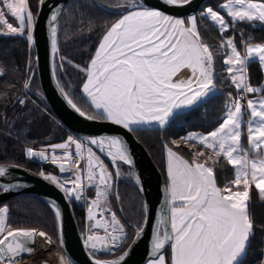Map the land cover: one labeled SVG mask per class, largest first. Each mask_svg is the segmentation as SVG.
<instances>
[{
    "label": "snow or ice",
    "instance_id": "obj_1",
    "mask_svg": "<svg viewBox=\"0 0 264 264\" xmlns=\"http://www.w3.org/2000/svg\"><path fill=\"white\" fill-rule=\"evenodd\" d=\"M191 2L157 0L164 6H186ZM44 3L46 0H38V14ZM0 4L6 5L8 13L18 24L13 26L9 23L5 11L0 9V28L6 26L7 29L0 35L22 37L30 47L36 45L38 14L34 15L30 10L29 0H0ZM101 7L108 10L104 5ZM121 7L120 18L111 23L89 66L81 70L87 76L83 93L97 115L129 131L155 126L163 128L180 111L219 91L215 83L218 74L214 71V53L200 36L198 19L210 20L221 33L234 28L237 22L264 25V0H227L219 5L222 10L226 9L231 23L221 11L212 7L204 9L199 16H189L187 22L166 14L153 0H125ZM63 12L64 5H58L48 19L53 57L60 51L58 31ZM240 37L243 54L234 36L226 37L220 44L221 51L225 53L223 63L227 66V79L239 95L233 97L228 94L224 117L214 130L181 137L185 142L199 143L209 150V154L194 152V159L189 162L172 149L168 150V198L166 206L160 210V225L151 241L154 258L150 264H168L162 254L166 245L171 248V264H243L247 248L255 236L250 190L254 185L264 200V89L248 82L247 68L252 63H259L264 70V42L251 43L253 37L245 40L243 33ZM33 60L38 62V57H30L26 66L28 76L23 85L26 90H31L36 75ZM62 67L63 58L59 64H53L54 74ZM184 68L191 71V77L174 80ZM0 75H3V69H0ZM57 83H60L59 79ZM60 91L77 113L86 115L63 87ZM250 93L259 95L246 99ZM245 99L246 103H242ZM16 102L26 104L23 98H17ZM87 119L94 117L88 115ZM245 130L248 147L241 142ZM85 139L99 151H106L113 164H133L129 148L120 137ZM72 144L75 145V157L69 150ZM57 149L65 150L62 156L56 155ZM26 155L50 161L58 165L61 173H70L67 177L44 172L39 174L40 178L60 189L66 200H84L86 188L95 187V199L87 201V219L92 226L84 244L94 257V264H123L129 251L109 261L95 259L98 253H110L114 248L125 245L131 248L132 245L127 244L129 234L124 225L106 206L108 196L113 192L112 173L92 148H85L81 140L69 136L66 142L49 145L45 150L35 151L29 147ZM221 158L234 171V179L223 188L217 185L215 174ZM81 161L85 162L86 168H81ZM8 173V167L0 166V178ZM120 174L117 169L116 175ZM135 179L139 183V177ZM21 183H0V192L13 191ZM50 203L56 217L60 218L61 208L54 201ZM8 212L7 206H0V264H18L17 258L34 251L31 245L37 237L46 244L52 243L44 231L11 229L6 223ZM105 212H110L108 218H105ZM97 230H102L104 235H99ZM144 231V224L138 226L135 238L142 237Z\"/></svg>",
    "mask_w": 264,
    "mask_h": 264
},
{
    "label": "trees",
    "instance_id": "obj_2",
    "mask_svg": "<svg viewBox=\"0 0 264 264\" xmlns=\"http://www.w3.org/2000/svg\"><path fill=\"white\" fill-rule=\"evenodd\" d=\"M98 1L104 0H70L68 2L61 18L58 41L60 51L55 55L54 63L59 64L63 58V67L56 72V76L60 80L61 87L73 98V102L86 114L101 118L82 92L86 74L81 69H86L96 52L102 35L111 23L120 18L123 9L115 7L116 0H109L112 6L107 7L106 11ZM226 1L208 0L200 10L211 5L215 10L221 11V14L225 15L226 20L231 23V18L227 17L226 11L219 7ZM29 7L36 15L38 0H29ZM13 22L16 25V21L13 20ZM4 31V27L0 28V32ZM198 31L203 42L207 43L214 53V71L218 74L215 83L219 91L191 109L179 112L163 128L133 131L162 171L165 182H167L166 149H173L190 162L194 159V152L208 153L209 150L199 143L183 144L184 140L181 137H185L191 131L208 133L218 127L224 117L228 94L235 96L238 92L227 79V66L223 63L225 53L221 51L220 44L226 37L234 36L238 49L242 51L241 33L244 34L245 40L253 37L251 43L264 42V25L261 24L253 26L249 23L237 22L234 28L221 33L213 22L203 19L202 24L198 26ZM30 52L34 56V47H30L24 38L0 35V69H3V75H0V162L14 163L40 172L42 162L37 158L28 157L26 149L30 147L34 150V148L47 144L44 142L46 138L50 143L64 141L69 136V131L61 123L53 122L32 102L27 101L25 105L16 102L17 98L24 99L30 95L45 106L53 118L57 119L42 95L37 72L31 90L26 91L23 87L28 76L26 66ZM68 59L75 65L70 64ZM77 65L79 67H76ZM33 68L36 70L35 61H33ZM247 75L251 85H261L263 70L259 63L250 64L247 68ZM104 160L110 164L108 160ZM123 167L131 170L127 164ZM215 174L217 185L221 188L234 179L232 166L228 165L223 158L216 165ZM250 196L255 236L247 248L243 264H262L264 258V201L254 188L250 190ZM110 197L113 210L127 225L129 232L127 244L129 245L137 227L144 222L143 194L137 185L122 178L117 183V190ZM5 205L9 209L8 225L10 227L42 228L54 238H60L59 220L55 215V210L43 199L31 194H23L8 200ZM73 206L81 229L84 222V209L77 204ZM127 248L125 245L118 250L107 254H97V256L104 260L117 259Z\"/></svg>",
    "mask_w": 264,
    "mask_h": 264
},
{
    "label": "water",
    "instance_id": "obj_3",
    "mask_svg": "<svg viewBox=\"0 0 264 264\" xmlns=\"http://www.w3.org/2000/svg\"><path fill=\"white\" fill-rule=\"evenodd\" d=\"M69 1L70 0H46V3L43 4L41 10L39 11V14L37 10L38 23L35 30L37 43L33 47L35 57H38V62L35 61V64L39 86L45 101L55 117L78 138L87 143L85 138L88 137L95 138L98 136H118L125 141L130 154L133 157V164L128 166L135 172L136 176L139 177V185L144 197V206H146V224L144 220L143 224L145 226V231L142 237L136 239L134 236L130 242L129 245H132V247L126 249V251H129V255L126 257L123 264H146L154 258L151 250V241L156 228L160 225V210L166 206L165 201L168 198L167 184L162 171L153 160L147 148L137 138L133 131H129L123 128L122 125H116L103 118L94 117V119L89 120L87 119L88 114L86 113L85 116H81L71 107V105L67 103V100L61 93V85L57 83L58 79L56 73L54 74L53 72L54 57L51 54V34L48 27V19L50 12L54 7L64 5L65 11ZM207 1L208 0H192V2L186 6H164L162 4H158L157 0H153V3L166 14L174 17L186 18L191 15H195ZM59 19L61 23V18ZM59 32L60 30L58 31V41ZM90 146L102 158L111 160V157H109L107 153L99 151L96 146ZM0 166H6L9 168V173L6 174L5 177L0 178V183L22 181L19 188L8 193L0 192V206H6L5 202L13 197L23 194L37 196L50 205V202H56L62 211V215L58 218V220L60 246L63 253L72 264H94V257L89 254L90 250L84 244L86 236L84 237L81 232L74 211L73 205H79L81 201H77L75 199L70 201L66 200L65 194L60 189H58L51 182L40 178L39 175L41 172H44L45 174H52L58 177H67L70 173H61L58 165L53 164L50 161L42 162L41 172L8 162H0ZM93 188L95 187H90L88 189ZM117 218L120 220L121 224L124 225L125 231L128 233L125 223L118 215ZM6 223L8 224V213ZM98 234L104 235L103 232H98ZM40 240L41 238L37 237L34 244L31 245L34 251L31 254H22V257H38L40 253ZM169 248L170 247L166 245L165 249L162 250V254ZM118 249L119 248H114L112 251ZM107 253L109 252H102L98 254ZM56 258L57 254H53L36 260L32 264H52ZM99 260L109 261L113 259Z\"/></svg>",
    "mask_w": 264,
    "mask_h": 264
},
{
    "label": "rangeland",
    "instance_id": "obj_4",
    "mask_svg": "<svg viewBox=\"0 0 264 264\" xmlns=\"http://www.w3.org/2000/svg\"><path fill=\"white\" fill-rule=\"evenodd\" d=\"M227 2V1H226ZM226 2H224V3H226ZM98 3H100L101 5H104V6H106V7H111L112 6V4H109V0H104V1H98ZM116 3L117 4H115V7L117 6V7H119V8H122L121 7V5H123L124 3H125V0H116ZM207 7H211V5H208V6H206V7H204V8H202V10H200V11H198L195 15H197V16H199V14L204 10V9H206ZM213 8V7H212ZM0 9H3L4 11H5V18L6 19H9L10 21H11V23H14L13 22V20H15V19H13V18H11L10 16V14L7 12V10H6V8H5V5L4 4H2V5H0ZM214 9V8H213ZM215 10V9H214ZM225 11H226V9H224ZM188 18V17H187ZM187 18H186V20H187ZM16 21V20H15ZM200 24H202V20L201 19H198V26L200 25ZM4 29H5V31H7V29H6V26L4 27ZM242 52V54H243V52H244V48H243V50L241 51ZM30 57H35V53H34V56H33V54H31V52L29 53V56H28V63H29V58ZM33 61H35V60H33ZM33 61H32V67H33ZM68 62H70V64H73V65H75V63L74 62H72L70 59H68L67 60ZM27 63V64H28ZM35 66H36V64H35ZM59 75H60V73H59ZM61 76V75H60ZM62 78V77H61ZM27 91V90H26ZM255 95V94H254ZM254 95H251V97L252 98H254ZM249 96H250V94H248L247 95V99L249 98ZM251 98V99H252ZM24 99L26 100V102L27 101H30V102H32L33 104H35V105H37V107L39 108V109H41L45 114H47V117L48 118H50L53 122H55V121H57V122H59V123H61L58 119H55V118H53L52 117V115L46 110V108H45V106H43L38 100H36L35 98H33V97H31L30 95L28 96H26V97H24ZM62 124V123H61ZM63 125V124H62ZM64 126V125H63ZM65 127V126H64ZM66 128V127H65ZM67 129V128H66ZM68 130V129H67ZM69 131V130H68ZM191 133H200V134H207V133H202V132H197V131H193V132H191ZM246 135V130L242 133V137H244ZM69 136H72V137H74L75 139H79V140H81L83 143H84V145H85V148H87V147H91L89 144H87L84 140H82V139H80V138H78L76 135H74L73 133H71L70 131H69ZM68 136V137H69ZM67 137V138H68ZM67 141V139L66 140H64V141H61V142H53V143H50V142H48V139L46 138L45 140H44V142H46L47 144H44V145H42V146H40V147H37V148H34V150H36V151H41V150H45V149H47L48 148V146L49 145H55V144H58V143H64V142H66ZM241 142H242V144L245 146V140L243 139V138H241ZM190 143V141H187V142H185V141H183V144H186V145H188ZM92 148V147H91ZM69 150L70 151H72V153H75V145L74 144H72V145H70L69 146ZM93 150V149H92ZM65 150H61V149H57L56 150V155H58V156H62L63 155V152H64ZM195 151V150H194ZM93 152H95L96 153V155L97 156H99V158H100V160H102L103 161V163L105 164V166H106V168L108 169V171H110L111 173H112V183H113V192L114 191H116L117 190V183H118V181L120 180V179H122V178H124L125 180H129V182H131L132 184H135V185H137L139 188H140V185H139V183H137V181H136V179H135V177H136V174H135V172L131 169H127V168H124L123 167V165L125 164L124 162H117L116 164H113L112 162H111V160H108L109 162H110V164H111V166H110V164H108L107 162H105V160L95 151V150H93ZM196 152H199V151H196ZM105 153H107L106 151H105ZM205 154L206 155H208L209 154V152L208 153H206L205 152ZM85 155H86V153H85ZM193 158H194V155H193ZM38 159V158H37ZM201 160H203L204 159V157H201L200 158ZM39 160V159H38ZM41 162H43V161H41ZM40 168H41V171H42V165L40 166ZM81 168L82 169H84V168H86V164H85V162L84 161H82V166H81ZM117 169L120 171V175L119 176H117L116 175V171H117ZM40 171V172H41ZM133 171V172H132ZM134 173L135 175H130L129 173ZM141 190V189H140ZM235 190V189H234ZM112 192V193H113ZM111 193V194H112ZM111 194H109V196H108V201H107V208H109L110 210H111V212L112 211H114L113 210V202L111 201V197H110V195ZM84 197H85V199L84 200H81V203L78 205L79 207H81V208H83L84 209V222H83V224L81 225L82 227H81V232H82V234H83V236L85 237L86 236V234L87 233H89L88 232V229L89 228H91V226H92V222L91 221H89L88 219H87V207H88V203H87V201L88 200H90V199H95V197H96V189L95 188H93V189H88V188H86V191H85V195H84ZM144 208H145V206H144ZM115 212V211H114ZM104 215H105V218H108L109 216H110V212H105L104 213ZM97 218H99V216H97ZM144 220H145V218H144ZM144 223V222H143ZM10 228H12V229H19V228H13V227H10ZM23 229H31V228H23ZM33 229V228H32ZM34 229H39L40 231H44V232H46L47 233V235H48V237L51 239V241H52V243L51 244H44V245H46L44 248L42 247L41 249H40V251L43 253V254H40L39 253V255L40 256H45V255H53V254H64L63 253V251H62V249H61V246H60V238L59 239H57V238H54L53 236H51L47 231H45L44 229H42V228H34ZM98 232H103L102 230H97ZM47 248V249H46ZM38 255V256H39ZM163 255L165 256V259H166V253H163ZM95 258H98V256H97V254H96V256H95ZM98 259H100V258H98ZM21 260H26L25 262H23V263H21L20 261ZM34 260H36L35 258H31V257H28V258H26V259H24V258H19L18 259V264H26V263H28V264H31ZM104 260V259H103ZM70 262V261H69ZM71 263V262H70ZM150 264V263H149Z\"/></svg>",
    "mask_w": 264,
    "mask_h": 264
},
{
    "label": "crops",
    "instance_id": "obj_5",
    "mask_svg": "<svg viewBox=\"0 0 264 264\" xmlns=\"http://www.w3.org/2000/svg\"><path fill=\"white\" fill-rule=\"evenodd\" d=\"M5 8H6V5H5ZM7 10V9H6ZM8 12V11H7ZM11 17V16H10ZM12 18V17H11ZM176 18H179V17H176ZM14 19V18H13ZM181 19H185L186 20V18H181ZM8 22L9 23H11V21L8 19ZM186 22H187V20H186ZM13 24V23H12ZM13 26H18V24H17V22H16V25H14L13 24ZM107 31V30H106ZM106 31H105V33H106ZM104 33V34H105ZM103 34V35H104ZM102 35V36H103ZM101 40H102V37H101V39H100V41H99V43L101 42ZM98 43V44H99ZM97 47H98V45H97ZM97 50V49H96ZM88 66H89V64H88ZM87 66V67H88ZM86 67V68H87ZM85 74H86V72H85ZM189 77H191V71L189 70V69H187V68H184V69H181L179 72H178V74H177V76L176 77H174V80L175 79H187V78H189ZM86 78H87V76H85V80H84V83L86 82ZM83 83V84H84ZM252 86H254V87H260V88H262V89H264V70H263V80H262V83H261V85H252ZM82 92H83V85H82ZM84 94V96H85V98H86V94L85 93H83ZM251 95H254V94H252V93H250V96H249V98L248 99H251L252 97H251ZM257 95H259V94H255L254 95V97L255 96H257ZM210 97V96H209ZM89 102H90V100L88 99V98H86ZM206 99H208V98H205L203 101H205ZM203 101H201V102H203ZM200 102V103H201ZM94 107V106H93ZM192 107H194V106H192ZM191 107V108H192ZM191 108H188V109H185V110H182V111H186V110H189V109H191ZM182 111H180V112H182ZM150 128H158V126H155V127H150ZM191 132H193V131H191ZM191 132H189V133H187V135H189ZM186 135V136H187ZM244 140H245V147H248V143H247V135H245L244 137H242ZM190 142H193V141H190ZM195 143H197V142H195ZM169 149H171V148H167L166 149V176H167V182H166V184H167V186H168V184H169V177H168V174H167V161H168V150ZM173 150V149H172ZM174 151V150H173ZM176 152V151H175ZM178 154V153H177ZM178 155H180V154H178ZM181 156V155H180ZM183 157V156H182ZM184 158V157H183ZM184 159H186V158H184ZM187 160V159H186ZM189 161V160H188ZM190 162V161H189ZM209 164H211L210 162H209ZM252 188H254L255 189V186L253 185V187ZM256 191H257V193L259 194V192H258V190L257 189H255ZM259 196H260V194H259ZM264 201V200H263ZM46 256H48V255H45V256H38L37 258H35L36 260H39V259H41V258H44V257H46ZM62 258H63V262H64V264H70V262H69V259L66 257V255L65 254H58L57 255V258L54 260V262L52 263V264H62ZM151 261V260H150ZM150 261H148L146 264H149L150 263ZM166 261L168 262V264H171V248H169V250L166 252ZM262 264H264V258H263V262H262Z\"/></svg>",
    "mask_w": 264,
    "mask_h": 264
},
{
    "label": "bare ground",
    "instance_id": "obj_6",
    "mask_svg": "<svg viewBox=\"0 0 264 264\" xmlns=\"http://www.w3.org/2000/svg\"><path fill=\"white\" fill-rule=\"evenodd\" d=\"M73 156L75 157V153H73ZM80 166H82V161L80 162ZM45 244V242L42 240V238H41V240H40V249L43 247H45L46 245H44ZM47 249V248H46ZM40 254H43L41 251H40ZM22 258H24V259H26V258H28V257H22ZM26 260H21L20 262L21 263H23V262H25ZM26 264H28V263H26Z\"/></svg>",
    "mask_w": 264,
    "mask_h": 264
},
{
    "label": "built area",
    "instance_id": "obj_7",
    "mask_svg": "<svg viewBox=\"0 0 264 264\" xmlns=\"http://www.w3.org/2000/svg\"><path fill=\"white\" fill-rule=\"evenodd\" d=\"M238 95H239V93L237 92V94L235 96H233V97H237ZM246 99H247V96H246ZM246 99H245V101H246ZM245 101H242V103H244Z\"/></svg>",
    "mask_w": 264,
    "mask_h": 264
},
{
    "label": "flooded vegetation",
    "instance_id": "obj_8",
    "mask_svg": "<svg viewBox=\"0 0 264 264\" xmlns=\"http://www.w3.org/2000/svg\"><path fill=\"white\" fill-rule=\"evenodd\" d=\"M103 159H105V158H103ZM107 160V159H106ZM126 225V224H125ZM127 226V225H126ZM127 231H128V229H127ZM129 233V232H128Z\"/></svg>",
    "mask_w": 264,
    "mask_h": 264
}]
</instances>
